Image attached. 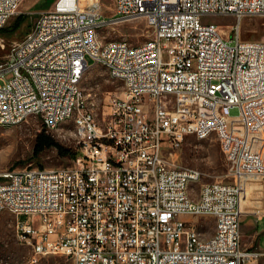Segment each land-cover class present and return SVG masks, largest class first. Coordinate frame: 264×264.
I'll return each mask as SVG.
<instances>
[{"label":"built area","instance_id":"2783aa9c","mask_svg":"<svg viewBox=\"0 0 264 264\" xmlns=\"http://www.w3.org/2000/svg\"><path fill=\"white\" fill-rule=\"evenodd\" d=\"M23 1L0 0V28ZM111 1L105 17L99 0H55L0 62V127L34 117L50 133L72 118L77 152L69 167L0 170V214L15 217L30 264L47 255L72 264H258L264 247H241L240 195L242 178L264 179V42L240 41L237 25L231 45L200 17L264 16V0ZM138 18L149 39L99 42L100 27ZM93 64L122 82L100 117L81 86ZM211 135L234 181L194 189L202 172L170 156L186 136ZM183 215L212 218V234Z\"/></svg>","mask_w":264,"mask_h":264},{"label":"rangeland","instance_id":"374dc122","mask_svg":"<svg viewBox=\"0 0 264 264\" xmlns=\"http://www.w3.org/2000/svg\"><path fill=\"white\" fill-rule=\"evenodd\" d=\"M55 0H24L18 13L14 14L7 23L0 28V62L6 58L14 42L20 41L32 28L38 12L48 10ZM111 0H99L100 13L105 17L111 15ZM200 21L204 24H215L225 37L235 43L234 31L239 29L240 41L264 42V16H243L239 22L233 15H202ZM16 24V25H15ZM151 36V30L142 18L124 20L114 24H106L97 30L99 42L122 39L131 45H137ZM90 62V60H88ZM8 77V76H7ZM93 111L101 116L102 104L107 96H120L122 82L111 79L104 67L93 64L85 73L81 84ZM231 116H238V107L229 110ZM73 119H68L58 130L50 132L54 140L63 147L75 151L76 147L69 135ZM42 130L40 122L34 117L18 125L0 127V170L21 169L25 167L61 168L71 165L70 157H61L54 148L42 151L33 157V147L36 134ZM66 134L63 136V132ZM170 158L180 167H194L202 172L200 182L222 181L232 183L234 178L230 164L226 161L220 141L211 135L206 139H196L186 136L179 148ZM240 209V241L242 248L258 246L264 247V216H259L264 206V179L259 180L254 175L242 178ZM181 219L195 225L202 224L206 236L213 231V220L210 217L183 215ZM15 217L7 212L0 214V264H30V248L22 245L16 239L14 231ZM36 264H72L70 258L63 255H47L41 257ZM258 264H264V259Z\"/></svg>","mask_w":264,"mask_h":264},{"label":"trees","instance_id":"16d2710c","mask_svg":"<svg viewBox=\"0 0 264 264\" xmlns=\"http://www.w3.org/2000/svg\"><path fill=\"white\" fill-rule=\"evenodd\" d=\"M48 148H54L57 151L58 155L61 157L67 156L73 158L77 154L76 151H71L70 149L63 147L61 144L54 140L53 136L50 133L45 132L44 129H42L39 133L36 134L35 137V144L32 153L33 157H37L42 151Z\"/></svg>","mask_w":264,"mask_h":264},{"label":"crops","instance_id":"0c3cea01","mask_svg":"<svg viewBox=\"0 0 264 264\" xmlns=\"http://www.w3.org/2000/svg\"><path fill=\"white\" fill-rule=\"evenodd\" d=\"M263 216H264V215H261V216L259 217V220H260ZM263 244H264V243H263ZM257 245L260 246V245H259V238H258V244H257ZM262 259H264V258H262ZM262 259H261V260H262Z\"/></svg>","mask_w":264,"mask_h":264},{"label":"bare ground","instance_id":"6f19581e","mask_svg":"<svg viewBox=\"0 0 264 264\" xmlns=\"http://www.w3.org/2000/svg\"><path fill=\"white\" fill-rule=\"evenodd\" d=\"M240 209H241V197H240Z\"/></svg>","mask_w":264,"mask_h":264}]
</instances>
